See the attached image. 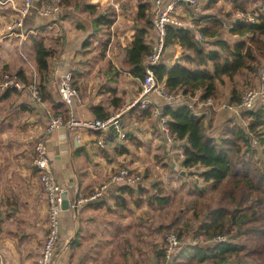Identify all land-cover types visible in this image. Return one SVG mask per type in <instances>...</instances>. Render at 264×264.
Wrapping results in <instances>:
<instances>
[{"label": "crops", "instance_id": "obj_1", "mask_svg": "<svg viewBox=\"0 0 264 264\" xmlns=\"http://www.w3.org/2000/svg\"><path fill=\"white\" fill-rule=\"evenodd\" d=\"M13 1L17 7L21 4V0ZM49 1L34 0V3L40 6ZM129 1L60 0V4L64 2L66 6L58 15L43 18L32 11L24 20V30L34 35L46 31L50 36L49 99L60 103L59 81L71 73L79 95L71 108L73 117L80 122L96 120L92 110L102 107L110 117L116 118L117 126L104 133L62 127L47 134L49 120L27 91H0V264H38L47 232V204L33 165L34 142L41 137L52 172L63 192L67 193L70 206L61 213L55 264H114L113 250L129 249L128 241L124 240L129 234L126 213L140 196L122 193L123 185L112 184L110 177L121 166L132 163L144 166L146 156L150 158L158 150L169 153L173 147L164 142L158 121L152 114L141 117L139 105L129 109L141 94V87L131 92L125 86L126 79L141 85L126 64V51L136 29L141 27L135 16L139 2L136 0L132 8ZM209 1L206 0V4ZM180 7L178 5L174 11L176 20L192 28V20L200 17H191L188 6L182 13H176ZM202 11V16L209 14L207 7ZM14 16H18L17 12L9 4L0 6V51L3 50L0 71L16 72L21 68L28 74L27 67L31 68V75L33 67L24 51L29 49L33 59L28 36L21 38L9 35L7 31ZM154 36L152 30L148 44ZM233 38L236 37L231 41ZM237 42L228 44L233 47ZM210 45L207 49L216 51ZM184 55L180 46L169 47L162 63L170 69L183 63ZM201 95L198 92L194 98L200 99ZM170 97L172 99L154 95L148 98L155 99L157 106L152 104V107L162 112L165 107L176 108L180 104H175L178 101L173 99L174 96ZM42 103L52 112L50 102ZM63 107L68 112L66 119L62 117L68 121L69 109ZM117 127L126 132L123 141L117 139ZM99 139L105 142L103 148L97 144ZM178 143L181 149L186 145L185 141ZM120 148L126 149L127 154L120 155L117 152ZM181 164L182 161L181 170H185ZM120 200L125 206L118 204ZM115 238H121L118 246ZM121 253L123 256V250ZM120 261L121 264L125 262Z\"/></svg>", "mask_w": 264, "mask_h": 264}, {"label": "trees", "instance_id": "obj_2", "mask_svg": "<svg viewBox=\"0 0 264 264\" xmlns=\"http://www.w3.org/2000/svg\"><path fill=\"white\" fill-rule=\"evenodd\" d=\"M233 6V11L247 14L245 1L226 0ZM139 6L136 21L141 27L136 33L126 51V64L130 73L137 80L145 77V60L150 53L148 44L152 28V15L150 6L138 0ZM218 0H210L209 5H214ZM264 2V0H263ZM66 3H61V7ZM186 7L187 5H180ZM190 9V8H189ZM191 10V9H190ZM175 16V15H174ZM193 17L192 14H190ZM255 23H247L235 17L231 23L228 34L241 39L231 47L221 39L224 24L214 16H202L194 21L196 30L205 41L197 40L195 32L185 27L167 26L165 50L169 47L180 46L184 51V62L177 63L172 68H166L161 63L153 68V74L159 84H163L168 96L180 95L192 99L198 92L203 101L213 99L219 86L225 80L232 81L244 71H259L256 64V53L264 49V13L260 8L254 12ZM46 31H39L36 35L28 37L32 45L35 71L39 75V93L42 102L51 103V110L55 116L67 117L64 105L49 99L47 84L49 73L48 60L52 57L48 49L49 39ZM214 40L210 45V41ZM208 45L216 48L212 51ZM210 68V69H209ZM254 69V70H253ZM18 79L28 84L31 81L24 69H18L15 74ZM239 99L236 91L232 90L230 104L238 105ZM190 103L185 101L176 108L165 107L163 116L168 118V130L174 142L185 141L182 149V166L185 170L200 171L199 176L203 181L204 189L195 191L197 199L193 202L192 217L199 222L198 228L192 231L193 239L203 238L209 244L206 247L188 245L183 242L175 257L168 261L171 264H248L243 259H249V264H264V104L252 111L246 112L248 120L246 128L234 123L224 124L219 136H209L206 132L203 115H195ZM116 106V105H115ZM121 104L116 108L119 109ZM141 117H148L150 110H138ZM92 113L96 120H107L110 113L102 107L93 108ZM256 140L263 148L262 159L257 156L252 141ZM120 155L127 154V150H117ZM251 157L248 159L247 156ZM152 187L158 190L159 195L149 196V206L156 202L163 206L169 204V196H161L163 188L156 182ZM122 193L133 196L135 193L142 197L146 190L142 185L120 189ZM216 195V201L207 194ZM125 206L122 200L118 203ZM142 205L136 202V205ZM181 223V218L174 219L166 228L177 234V241L186 240L190 231L187 221ZM179 227H176V226ZM174 228V229H172ZM161 229V228H160ZM167 235H165L166 238ZM164 238V239H165ZM225 242H214L219 239ZM242 242L240 245L234 241ZM253 243V249L249 243ZM155 258L165 264L168 260L164 249L155 252Z\"/></svg>", "mask_w": 264, "mask_h": 264}, {"label": "rangeland", "instance_id": "obj_3", "mask_svg": "<svg viewBox=\"0 0 264 264\" xmlns=\"http://www.w3.org/2000/svg\"><path fill=\"white\" fill-rule=\"evenodd\" d=\"M138 1V0H137ZM146 3L150 6V13L153 19L154 13V3L156 0H145ZM199 1V14H194V10L192 8L189 9L190 14L194 17H201V12L203 13V9L207 7L209 9L207 14L209 16H214L218 18L224 24V29L221 32V39L230 43L233 41L238 40L240 41L239 37L233 38L234 40L231 41V36L228 34L229 29L231 28V23L235 19L237 12L233 11V6L229 1L226 0H218V2L214 5L206 4V0H198ZM243 1V0H241ZM245 1V9L247 14L253 15L255 11L258 9H262L263 7V0H244ZM136 0H130L129 4L131 3V7L135 6ZM134 5V6H133ZM207 5V6H206ZM186 7H180L176 10V13H182L183 9L185 10ZM263 10V9H262ZM188 12V11H187ZM264 13V11H263ZM241 14V13H240ZM137 12L135 13V16ZM245 15V14H244ZM12 18V17H11ZM16 18L15 16L12 20ZM15 20V19H14ZM13 20V21H14ZM12 21V22H13ZM182 22V21H181ZM194 21L192 20V24ZM182 27L188 28V25L184 22L180 23ZM196 32V27L189 28ZM48 39L50 36L48 33L45 34ZM29 37V36H28ZM205 41V39H203ZM202 41V42H203ZM264 41V38H263ZM0 43H2L0 41ZM19 47V46H18ZM23 49V47H21ZM1 49V48H0ZM18 49V48H17ZM26 52V58L28 62H31L33 69H35V65L33 63V59H31V52L29 49L24 50ZM3 52L0 51V53ZM257 62L256 64H251L252 68L259 67V71H244L240 75L236 76L232 81L225 80L219 88L217 95L211 100V104H208V101H203L196 97L194 99L184 98L183 96L176 95L173 99L177 103H184L188 101L191 106V109L195 115H203L205 117L204 124L206 128V132L209 136H219L222 132L223 126L227 122H232L235 125H239L242 128H246L247 124V114L240 113L239 115L235 116L230 111H225L221 109L223 104H227L230 107H234L230 104L231 99V92L232 90L236 91V97L239 99V102L242 99V96L245 92L250 90H257L260 88L264 89V81H262V76L264 72V49L263 52L256 53ZM20 64H18L19 66ZM26 65H29L26 63ZM22 67V66H20ZM19 67V68H20ZM28 76L31 73V68H27ZM254 70V69H253ZM9 72V71H7ZM17 72V70H16ZM15 71L9 72L11 74H16ZM3 72L0 71V74ZM38 75V74H37ZM30 79V76L28 77ZM40 83L39 75L38 80ZM125 86H128L131 92L137 91L141 87L138 81L132 80H125ZM155 96V95H154ZM151 98V97H150ZM146 98L147 102L151 105L157 106L155 99ZM173 100V101H174ZM264 102V100H263ZM264 104V103H263ZM160 109V108H158ZM122 130V129H121ZM163 141V140H162ZM165 142V140H164ZM256 140L252 141V149L255 148L257 151V156L262 159L263 157V148L258 145ZM179 148H178V146ZM167 147H165L166 149ZM180 152L182 153V149L178 142H176L172 148H170V152L166 153L164 150H158V152L153 153L150 158L146 156V163L144 166L135 165L132 163L129 166H121L127 168L131 175L136 176L139 179V183L143 185V188L146 190V194H143L142 197H137L136 200L133 202V208L131 207V211L127 212L126 215L128 216V223L129 234L124 236V240L128 241V248L129 249H114L112 252L113 260L115 261L114 264H121V259L125 260L124 264H162L161 261L155 258V252L160 249H164L167 251V261L165 264H171V261L176 253L183 248L181 245L183 242L188 245H199L202 247H206L209 244L203 242V238L200 239H193L192 238V231L198 228L199 222L195 221L192 217L193 212V202L200 200L197 199L195 191L202 190L206 185H204L203 181L201 180L199 173L200 171L196 170H181L180 168ZM149 154L150 152L147 150L146 152ZM155 154V156H154ZM251 156L248 155L247 158L249 159ZM264 159V158H263ZM149 160V161H148ZM145 169V173H144ZM119 170L116 169L115 171ZM180 171L184 173L181 176ZM150 172V173H149ZM115 173V172H114ZM152 175V177H150ZM156 182L159 183L160 187L163 188L164 193L160 194L161 196H169L170 201L169 204H165L163 206L158 205L156 202H153V205L149 206V196L150 195H159L158 190L152 187L153 184ZM208 197L212 198V202L216 201V195L213 193L207 194ZM136 202H141L142 205H136ZM180 219L181 223H186L187 221L190 231L186 236V240L184 239L177 241V245L173 247L174 249H168L169 244L167 238L171 235L177 236L176 232H171L173 230H162V228L169 227L168 225L174 221V219ZM176 227H179L178 225ZM161 228V229H160ZM174 229V228H172ZM165 235L166 238H165ZM165 238V239H164ZM121 238H115L116 246L119 245V241ZM217 242L211 244L214 246ZM234 244L240 245L242 242L239 240L234 241ZM251 245V249H253V243H249ZM115 246V247H116ZM123 250V256L121 251ZM251 259V258H249ZM249 259H243L245 263H250ZM104 261V260H103Z\"/></svg>", "mask_w": 264, "mask_h": 264}, {"label": "built area", "instance_id": "obj_4", "mask_svg": "<svg viewBox=\"0 0 264 264\" xmlns=\"http://www.w3.org/2000/svg\"><path fill=\"white\" fill-rule=\"evenodd\" d=\"M10 5L14 11L17 12L15 20L7 27L9 35L19 36L21 38L29 35H34L31 31L24 30V20L28 15L34 11L37 15L43 18L53 17L58 15L61 10L60 0H50L43 5L36 6L34 0H21V4L17 7L13 0H0V6ZM187 5L194 10V14L199 13L198 0H156L154 3V13L152 19V28L155 36L150 45V53L145 60V77L141 83V94L139 100L131 103L129 109L139 105L141 110H150V113L157 119L160 132L164 137L165 142L172 146L174 140L168 130V118L163 116V112L153 108L146 98L155 95L159 97H166L172 99L164 91L163 84H159L153 74V68L158 67L163 60L165 53V38L167 26L181 27V24L176 20L174 11L177 6ZM264 11V2L263 7ZM236 17L247 23H255V17L251 14L237 13ZM193 26V25H192ZM194 29V26L192 27ZM195 36L197 40L203 41L202 35L196 31ZM31 81L28 84L22 83L15 74L5 73L0 74V91L5 92L8 90L14 91H27L34 103L42 107L43 113L49 120L47 134L52 131L58 130L62 127L68 129L83 128L97 133H104L112 126L116 125V118L110 117L107 120H93L87 122L77 121L71 112V108L79 100L78 91L73 86L72 74H65L59 81L58 92L60 103L69 109V120L65 121L61 116H55L46 106L42 103L39 93V82L37 72L32 69ZM264 81V72L262 76ZM264 89L250 90L243 94L240 103L234 107L223 104L221 109L232 112L235 116L240 113H246L257 109L263 105ZM211 104V100H208ZM178 106V105H177ZM117 139L123 141L126 137V132L118 129ZM98 146L104 147L105 142L102 139L98 140ZM35 158L33 165L38 172V182L42 187L46 204H47V232L44 237L43 247L38 259V264H55L57 244L60 240V217H61V195L63 193L62 187L57 183V180L52 172L49 157L44 143V138H39L34 142ZM182 159V153L180 152ZM110 182L115 185H123L126 187L140 186L139 179L131 175L127 168L121 167L110 177ZM169 244L168 249H174L177 245V237L171 235L167 238ZM219 242H225V239H219ZM166 251V257L167 256Z\"/></svg>", "mask_w": 264, "mask_h": 264}, {"label": "water", "instance_id": "obj_5", "mask_svg": "<svg viewBox=\"0 0 264 264\" xmlns=\"http://www.w3.org/2000/svg\"><path fill=\"white\" fill-rule=\"evenodd\" d=\"M181 175H184V173L182 172ZM77 201V199H76ZM70 208L69 206V203L67 201V193L66 192H63L62 195H61V210L62 211H66Z\"/></svg>", "mask_w": 264, "mask_h": 264}]
</instances>
